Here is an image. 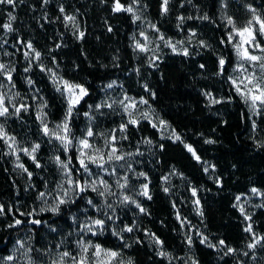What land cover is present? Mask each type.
I'll use <instances>...</instances> for the list:
<instances>
[{
	"label": "trees",
	"instance_id": "obj_1",
	"mask_svg": "<svg viewBox=\"0 0 264 264\" xmlns=\"http://www.w3.org/2000/svg\"><path fill=\"white\" fill-rule=\"evenodd\" d=\"M116 1L16 0L14 6L0 4V36H4L3 25L9 22L8 13H12L16 17L11 21L12 41H31L48 62L57 65L61 75L87 88L88 94L75 106L70 122L72 144L68 157L75 173L77 139L84 113L100 100L103 86L112 80H119L128 93L146 97L182 137L179 140L162 137L148 120L127 125L130 144L141 148L145 139H151L157 146L155 155L143 166L150 179L151 199L141 200L146 211L139 214L136 231L124 233L122 239L107 229L94 234L92 242L118 250L133 264H192L190 256L199 264H217L216 248L201 243L195 235L188 239L178 214L201 229L212 244L223 240L227 246L238 249L249 240L250 233L245 231L246 221L235 205V197L251 187L264 190V146H261L264 145V110L254 129L246 104L229 80L235 53L228 41L227 23L221 17L222 0H169L168 11L163 14L162 0H142L148 15L166 35L181 38L189 30H195L200 42L206 45H195L188 55L168 52L155 68L137 58L131 43L132 14L125 10L113 11ZM118 2L126 8L132 0ZM249 5L264 17V0H227L225 11L243 26L252 14ZM68 14L76 16L83 37L79 38L65 19ZM205 15L208 19H203ZM221 57L226 61L222 72ZM31 77L45 96L51 117L60 119L65 112L61 94L41 69L32 71ZM14 80L18 89L29 90L20 68ZM205 91L220 97V102L209 107ZM122 122L117 115L105 118L106 127ZM30 125V129L26 126L20 132L8 124L12 132L20 135L34 130L30 135L41 144L43 156L39 159L47 163L48 141L35 132L38 128L35 116ZM185 143L193 146L199 161ZM206 162L211 166L209 171H205ZM23 163L36 177L39 171L36 163L28 157L23 158ZM174 171L170 189L165 191L163 179ZM25 188L24 178L0 137V205L15 210L18 200L27 193ZM193 188L201 204V216L194 210ZM83 194L86 195L80 196ZM81 199L63 206L58 214H42L39 220L66 228L73 211L81 207L78 204ZM129 223H133L132 218ZM250 223L262 236L259 251L264 256V207L252 213ZM20 232V226L0 228V254L9 252ZM152 235L162 242L164 255L159 254ZM37 237L40 240L39 234ZM89 255L88 263L92 264V250ZM227 262L224 264L232 263Z\"/></svg>",
	"mask_w": 264,
	"mask_h": 264
},
{
	"label": "rangeland",
	"instance_id": "obj_2",
	"mask_svg": "<svg viewBox=\"0 0 264 264\" xmlns=\"http://www.w3.org/2000/svg\"><path fill=\"white\" fill-rule=\"evenodd\" d=\"M226 1L227 0H222L221 17L227 23V18L231 16L225 11ZM116 3L117 1L115 4ZM129 6L132 8L131 14L134 22V29L131 35L132 47L139 61L144 62L145 65L155 68L166 53H184V49H187L189 53L195 45L201 44L199 36L195 30H189V32L181 38L166 35L148 15L147 8L142 0H132L127 7ZM256 14L264 19L258 10H256ZM67 16L74 18L68 20L69 25L78 37L81 38L80 33L83 32V30L77 22L76 16L74 14H68ZM252 16L253 13L249 20L252 19ZM135 17H139V19H136ZM232 20L236 28L244 26H239L233 18ZM253 24L258 28V24H256L255 21H253ZM153 25L155 27H153ZM227 27L228 34L233 32L232 25L227 23ZM12 33V31L5 30L4 36H0V64L5 65V68L0 70V97L3 99V106L8 109L6 115L0 116V125L3 126L4 132L6 133V135L2 137L6 145V151L11 157L18 173L24 178L27 193L22 199L18 200L17 208L15 210L12 207L6 209L3 205L4 213L0 214V228L2 226L9 227V225L20 226L21 232L10 247L9 252L7 254H0V264H78L81 259L85 260V264H89L88 260L90 258L89 254L91 250L94 254L92 264H129V262L133 264L129 257L122 255L118 250L101 244L99 245L103 249L116 251L119 255L115 258L109 259V257L102 252L100 256L97 257L95 255L96 250L94 246L98 243L92 242L93 233L105 232L107 229L111 230L112 233H115L122 239H124L123 234L127 232L122 231L126 226L133 227L132 233L136 231L135 225L138 224V217L141 213L136 205L139 204L140 207L143 208L141 200L147 198L141 194V186L143 184H148V194L150 195V179L149 175L143 170V166L146 161L151 160L155 155L157 146L151 139H145L141 148L130 144L127 140V128L126 131L122 133L119 130L120 125H128L129 120H136L137 123L141 120H148L152 126L155 125L160 136L172 138L174 140H177L176 136H179L180 139H182V137L167 120L162 118L160 113L146 97H137L130 94L126 91L124 85L119 80H112L103 86V94L100 100L91 105L88 111L85 112L88 113V115L86 116L84 113L81 133L77 139L78 155L80 151L83 150L87 155L96 156L97 158L103 157V160L101 161L103 167H98L96 164H89L91 173V175H89L80 168L79 163L76 165V173L73 166L70 164L69 170H71V176H69L68 171L60 167L55 160V157L57 156L60 157V160L62 161L66 162L68 160V150L65 152L64 146L60 140L56 139V135H65L63 128L57 127V125H62L68 107V93L64 90L63 81H68L72 84H83L71 81L61 75L57 65L48 62L42 52L37 49L31 41L24 42L19 40L18 43L12 41ZM141 33H143V35H141ZM161 36H163V39H161ZM257 41L261 45H264V36H260L257 33ZM29 42L32 44L34 51L33 49L27 48ZM231 43L235 53V63L231 68L228 77L234 90L239 86L242 90L247 92V88L252 87V85L248 84L245 78L253 73L258 78V81L264 85V74H262L259 67V64L264 61L248 62L241 60L237 56L234 48V45L239 43V37L234 34ZM137 44L142 45L144 50L136 47ZM172 45L175 46L176 51H173ZM245 47H248L252 54L264 56V53L259 49L248 45H245ZM35 52L40 53L39 58L35 56ZM25 53H28L27 57ZM240 64H243V69L238 67ZM19 68L22 70V75L29 86L27 92L18 89L15 83L14 75L18 72ZM25 69L29 70L25 71ZM36 69H43L42 71L49 78L55 90H57V88L61 89V91L58 92L65 101V112L60 119H54L51 117L49 105L45 96L34 85V82L31 79V73ZM9 73L11 75V80L8 79L7 74ZM233 79L237 81L236 85H233ZM29 80L32 81V83H29ZM240 81H244V83H240ZM142 82L145 84L144 81ZM109 84H111L112 87H108ZM83 86L85 87V85ZM206 93L208 94L206 95V100L209 107L216 104L212 102L213 100H221L220 97L218 98L209 91H205V94ZM240 97L245 103L243 97L241 95ZM141 100L146 101V103H141ZM250 103L251 102L249 101L245 104L250 112L253 122H255L254 129H256L259 115L253 113ZM22 105L26 106V111L21 107ZM96 105H101V107L97 109ZM107 105H111V107H108ZM125 105L134 106L129 107L128 111H125ZM17 108L21 109L19 113L16 112ZM258 111L261 110L258 109ZM41 113L44 114L43 123H41V120L37 119L38 114ZM114 115L121 117L123 122L116 126L106 127L105 118ZM33 116H35L38 126L35 132L39 133L48 141L47 149L49 153L46 157L48 160L47 163H42V160L39 159V156L41 155V144L40 142L33 140L32 135L34 130L25 131L23 135H20V133L17 134L12 132L8 126V124H12V126H14L13 128L20 130V132H22L23 128L26 126L30 129V124L33 123ZM160 121L166 123L162 125ZM70 122L71 118L69 120V129L71 130ZM45 124L49 131L55 135H45L43 133V127ZM89 128H91L94 133L92 137L87 138L91 148L82 149L79 140L86 137ZM30 133H32V135H30ZM112 136L116 137L114 142L112 141ZM68 138L70 139V132L68 133ZM34 144L40 145L35 156L41 167H39L36 177L32 172V176L29 177L28 172L30 171L28 170V172H25L18 165H24V157L30 158L25 155L22 150L27 149L28 151H31ZM185 145L190 144L185 143ZM113 147L117 149L115 155L123 156L122 160L117 161L114 158L108 160V155ZM96 149H99V152H97ZM85 162H88L86 158ZM205 168L207 171L210 170L211 166L208 162L205 163ZM141 172L146 173V177L140 176L139 173ZM175 174L176 171L167 174L163 179L168 190L170 189V183ZM70 178L73 181H79L81 186L84 185L86 181L91 183L93 180L98 181L102 178L107 181L110 187L104 197L91 191L90 188L83 192L86 195L83 194L80 196L82 193L79 192L76 185L73 184L70 186L67 183ZM125 178H127L126 181ZM125 183L126 186L124 188L119 186L120 184ZM97 187L100 191L104 190L102 185L97 184ZM253 189H257V191L253 192ZM65 191L67 192V195H65ZM41 192L45 193V196L42 198L39 197ZM125 196L130 198L129 201L124 202ZM80 197H83L78 203L81 204V207L73 211L70 216V224L67 225L66 228H57L45 221L39 220V216L44 213L50 212L54 214L48 209L54 207L59 199L63 198L69 202L60 205L59 211L55 214L60 213L63 206L76 203ZM237 197H239V200H237ZM89 199L92 200V205L88 204ZM197 200L199 201L196 195L193 202L195 205L194 210L199 216H201V204L200 201L199 204H196L195 201ZM132 201H135V203ZM107 205H111V207L109 208ZM235 205L239 210L241 207L244 209L243 213L240 211L244 218L246 216L250 217V219L245 218L247 228L251 225L252 213L257 208L264 207V190L258 187H251L248 192L237 194L235 197ZM41 209H45V211H41ZM106 216H111L112 220H106L105 226L102 230L98 226H92L93 231L88 232L84 227V225H89L91 220L105 219ZM131 218L133 219V223L130 224L129 220H131ZM178 218L184 225L185 232L188 233V239H190L192 235L199 237L201 240L206 238L205 244L209 246L213 245L216 248L218 258L217 264L228 263L227 261L229 260H231V264H264V256L259 251L262 236L256 233L253 228L252 231L249 232V240L238 249L231 247L234 251L228 253L227 250L230 246H227L226 244L220 245L219 241L221 240L217 241L216 244H212L201 229L192 225L188 219L183 218L181 214H178ZM16 219L21 220L22 223L15 225ZM36 220L41 221L37 227L34 225L35 223H32V221ZM38 234L40 240H38ZM152 237L154 236L152 235ZM154 240L156 241L155 237ZM79 242H85L88 244L87 252L83 251ZM249 244H255V247L249 248ZM157 245L160 253H166L162 248V243H157ZM65 251L71 253V255L61 259L62 254ZM8 256H12L13 259L11 261L6 260L5 258ZM73 257H75V260H73ZM190 257L192 264H199V262L192 256Z\"/></svg>",
	"mask_w": 264,
	"mask_h": 264
},
{
	"label": "snow or ice",
	"instance_id": "obj_3",
	"mask_svg": "<svg viewBox=\"0 0 264 264\" xmlns=\"http://www.w3.org/2000/svg\"><path fill=\"white\" fill-rule=\"evenodd\" d=\"M15 2H16V0H0V4H8V5H13V6H14ZM21 2H22V0H21ZM45 2H47V0H45ZM189 2H190V0H189ZM168 4H169V0H162V5H161L162 14L163 13H167ZM248 7L252 11L253 16H252V19L249 20L247 22V24L244 25L243 27L236 28L232 18L231 17L227 18V23L229 25L233 26V32H230L228 34V41L232 42L234 34L239 37V43H236L234 45V48L236 50L237 56L241 60L248 61V62L264 61V56L252 54L249 51V48L245 47V45H248L250 47L259 49L262 53H264V45H261L257 41V33L260 36H264V19H262L259 15L256 14V9L252 8L251 5H249ZM121 10H125V11H128V12H131L132 8L130 6L127 7V8H124V6L119 4V2L117 0V3L115 4V6L113 8V11H121ZM63 11H64L63 8H61V12H63ZM135 18L139 19V17H135ZM189 18H191V17H189ZM15 19H16V17L14 15H12V13H8L9 22L5 23L3 25V28L5 30H7V31H12L13 29H12L11 21H13ZM65 19L66 20H72L74 18L66 16ZM179 19L183 20L184 18L180 17ZM203 19H208V17L205 15L203 17ZM253 21H255V23L258 24V28H256L254 26ZM153 27H155V26L153 25ZM109 31H111V29H109ZM83 35H84V33L81 32L80 33V37H83ZM141 35H143V33H141ZM161 39H163V36H161ZM169 44H170V42H169ZM201 44L204 45V42L201 41ZM204 46H206V45H204ZM136 47L140 48L141 50H144L143 46L140 45V44H137ZM27 48L33 49V46H32V44L30 42L27 44ZM172 48H173V51H176V48H175L174 45H172ZM33 51H34V49H33ZM25 55L27 57L28 53H25ZM184 55H188L187 49H184ZM35 56L37 58H39L40 57V53L39 52H35ZM225 63H226V61H225V59L223 57L219 58V66H220V71L221 72L224 69ZM201 67H203V65H201ZM238 67L240 69H243L244 66H243V64H240V65H238ZM259 67L261 69L262 74H264V62H261L259 64ZM4 68H5V65L0 64V70H3ZM28 70L29 69H25V71H28ZM7 75H8V79L11 80L10 73L7 74ZM245 79L247 80L248 84L252 85V87L247 88V92L242 90L239 86H237L235 90H236V92L238 94H240L243 97V99L245 100V103H248L249 101L251 102L250 103V107H251L253 113L256 114V115H260L262 113H261V111H258V109L264 110V85H262L258 81V78L255 76L254 73L250 74ZM29 83H32V81L29 80ZM232 83H233V85H236L237 81L235 79H233ZM240 83H244V81H240ZM63 84H64V90L67 91V93H68V107H67V112H66V115H65V118H64V121H63L62 125H57V127L58 128L62 127L64 132H65V135H63V136L56 135V139L60 140V142L64 146L65 152H67L69 146L72 144V140H70L68 138V133L70 132L69 120L72 117L73 109L76 106V104H78L80 102V100L83 99V97L88 94V92H87V89L83 85H80V84H72V83H70L68 81H63ZM108 87H112V85L109 84ZM246 87H247V85H246ZM57 91H61V89L57 88ZM206 95H208V94L206 93ZM212 102L213 103H219L220 101L213 100ZM121 103H123V102H121ZM141 103H146V101L141 100ZM107 106L111 107V105H107ZM132 106H134V105H125L124 106L125 107V111H128V108L132 107ZM21 107L24 108L25 111L27 110L26 106L22 105ZM96 107H97V109H99L101 107V105H96ZM20 110H21L20 108H17L16 112L19 113ZM7 112H8V109L3 106V99H2V97H0V116L6 115ZM85 115L87 116L88 113H85ZM37 119L41 120V123H43L44 122V114L43 113L38 114ZM128 123L129 124H136L137 121L136 120H129ZM160 123L163 125L166 122L160 121ZM153 126L155 127V125H153ZM253 126L255 127V122H253ZM126 128H127V124H121L119 130H120V132L123 133V132L126 131ZM43 133L45 135H55L54 133H51L49 131V129H48L46 124L43 127ZM5 135H6V133L4 132L3 126L0 125V137H3ZM93 135H94L93 131L91 130V128H89L87 133H86V137L81 139V140H79V144L82 146V149L91 148V145L89 144V141H88L87 138L88 137H92ZM123 138H126V137H123ZM12 139H14V138H12ZM176 139L179 140L180 137L176 136ZM115 140H116V137L112 136V141L114 142ZM206 142L211 143L212 141H206ZM261 146H264V145H261ZM39 148H40L39 144H34L32 149H31V151H28L27 149H23L22 150V151H24L25 155L29 156L33 160V162L36 163V167H41V165L37 162L36 156H35V153L37 152V150ZM186 148L188 149L189 152L192 153L193 157L196 160L199 161L200 157L196 155V153H195L194 149L192 148V146L191 145H186ZM96 151L99 152V149H96ZM116 152H117V149L115 147H113L111 152L108 155V160H112L113 158L115 160H117V161L122 160L123 156L115 155ZM85 158L88 161L87 163L85 162ZM55 160H56V163L60 167L64 168L66 171H68L69 176H71V170H69V165L72 163L71 157H68V160L66 162L60 160V157H58V156L55 157ZM77 160H78L80 168H82L84 170V172L89 174V175H91L90 169H89V164H96L98 167H103V163H101V161L103 160V157L97 158L96 156L87 155L83 150L80 151V153H79V155L77 157ZM18 166L20 168H22L25 172H28V169L25 168L23 164H19ZM205 171H207V169H205ZM28 175H29V177H31L32 173L28 172ZM139 175L146 177V173H143V172L139 173ZM165 179H167V178H165ZM126 180H127V178H125V181ZM67 183L70 186L75 184L76 187L79 189L80 193H83V192H85L86 190H88L90 188L91 191L96 192L101 197L105 196V193L108 192L109 187H110L108 185L107 181L103 180L102 178L100 180H98V181L93 180V181H91V183L86 181L84 183V185H82V186L80 185L79 181H73L71 178L67 181ZM97 184L102 185L104 190L100 191L98 189V187H97ZM119 186L121 188H124L126 186V183L125 184H120ZM141 189H142L141 194L146 196L148 199H151V196L148 194V184H143L141 186ZM164 190L168 191V189H164ZM252 191L256 192L257 189H253ZM192 193H193V196L196 195V189L195 188L192 189ZM65 195H67L66 191H65ZM44 196H45V193H43V192H41L39 194L40 198H42ZM129 199L130 198L128 196H125L124 197V202L129 201ZM237 200H239V197H237ZM68 202H69L68 200L61 198V199L58 200V203L54 207H52V208H50L48 210H50L51 212H53L55 214V213H57L59 211V206L60 205L68 203ZM132 202L135 203V201H132ZM92 203H93L92 200L89 199L88 200V204L92 205ZM195 203L199 204V201L197 200V201H195ZM136 206H137V208L140 209L141 212H145L146 211L144 208L140 207L139 204H137ZM107 207L110 208L111 205H107ZM41 211H45V209H41ZM240 211L243 213L244 209L241 207ZM3 213H4V206L0 205V214H3ZM200 215H203L202 212L200 213ZM245 218L246 219H250L249 216H246ZM106 220H112V217L111 216H106L105 219H94V220H91L90 224L89 225H84V227L86 228V230L88 232H92L93 231V227L92 226H98L102 230L104 228V226H105ZM21 223H22L21 220H19V219L15 220V225H19ZM32 223L40 224L41 221L36 220V221H32ZM13 226L14 225H9V227H13ZM122 231L132 232L133 231V227L126 226L125 229H123ZM245 231L251 232L252 231L251 225H249L245 229ZM93 234H95V233H93ZM156 242L157 243H162L161 241H159L158 238H156ZM189 242L191 243V240H189ZM205 242H206V238L204 240H201V243H205ZM79 243L81 244V247L83 248V251L87 252L88 251V244L85 243V242H79ZM219 244L220 245H224L225 241L221 240V241H219ZM126 246H128V245H126ZM210 246H213V245H210ZM94 247H95V250H96L95 251V255L97 257H99L102 252L105 255H107L109 257V259L115 258V257H117L119 255L116 251L103 249L99 244L95 245ZM248 247L249 248H254L255 244H249ZM227 251H228V253H231V252L234 251V249L229 247ZM159 254L160 255H164L163 252H161ZM70 255H71V253L65 251L62 254L61 259H63V257H68ZM5 259L8 260V261H11L13 259V257L12 256H8ZM73 260H75V257H73ZM78 264H85V260L81 259L78 262ZM129 264H131V262H129Z\"/></svg>",
	"mask_w": 264,
	"mask_h": 264
}]
</instances>
